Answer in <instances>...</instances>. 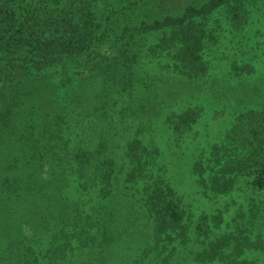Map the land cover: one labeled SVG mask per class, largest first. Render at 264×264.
Returning a JSON list of instances; mask_svg holds the SVG:
<instances>
[{
	"label": "trees",
	"instance_id": "1",
	"mask_svg": "<svg viewBox=\"0 0 264 264\" xmlns=\"http://www.w3.org/2000/svg\"><path fill=\"white\" fill-rule=\"evenodd\" d=\"M96 1L0 0V227L26 223L31 233L7 238L0 230V264H230L223 239H209L222 222L220 211L193 215L192 200L164 170L154 169L155 148L139 139L116 141L125 132L126 112L135 127L143 123L141 114L153 111L169 113L172 131L194 123L200 110L192 111L191 101L173 110L192 98L188 88L157 93L133 83L136 53L128 42L99 72L92 73L97 64L88 61L87 76H66L48 90L27 86L29 74L102 43ZM244 1L208 0L177 16L140 22L136 35H155L170 70L198 84L211 77L200 53L207 17ZM243 115L235 119L254 122L250 148L239 149V139L232 148L222 141L211 146L193 165L197 196L213 200L239 185L264 191V111Z\"/></svg>",
	"mask_w": 264,
	"mask_h": 264
},
{
	"label": "rangeland",
	"instance_id": "2",
	"mask_svg": "<svg viewBox=\"0 0 264 264\" xmlns=\"http://www.w3.org/2000/svg\"><path fill=\"white\" fill-rule=\"evenodd\" d=\"M207 1L97 0V16L101 20V28L105 29L102 43H94L83 55L66 57L60 66L35 74L29 72L27 86H41L40 89L48 90L54 84L64 82L66 76H87L91 63L97 64L95 70L91 68L92 73L99 72L105 67L103 61H113L118 57L124 42L132 43L131 49L134 48L136 53L135 63L129 71L134 74L132 82L149 84L157 93L161 89L174 93L188 88L186 92L193 94V99L181 101L183 105L174 104L173 110L177 107L180 110L191 101L192 111L200 112L194 123L178 132L172 131L171 124L166 121L169 113L153 111L141 114L143 123L135 127L130 124L131 118L127 119L130 114L126 112L125 128L120 129L125 132L116 141L122 144L139 139L143 147L155 148L157 154L151 156L154 169L160 168L159 174L164 170L165 176L178 186V191L192 200L193 215L200 211L209 215L220 211L222 222L209 239H223L220 245L226 243L222 250L231 253L233 260L230 264L236 263V259L264 264V251L255 250L250 245L261 244L264 248V191L251 192L239 185L228 195L209 200L195 193L192 173L193 165L204 161L209 148L219 141L224 148H232L239 139V149L250 148L248 135L254 122L247 118L239 122L235 117L245 115L249 110L264 111V0H246L241 8L226 5L207 17L204 23L206 38L200 53L206 73L211 77L198 84L170 70L168 57L155 48V35H136L135 31L140 22H150L165 15L177 16L186 7H199ZM16 70L18 73L19 69ZM147 89L150 92L151 89ZM153 101L160 102L158 98ZM229 129L230 133L225 135ZM123 194L114 192L112 195L120 197ZM125 196H128L126 192ZM239 216H245V219ZM26 225L10 226L8 223L0 230L7 234V238L9 234L18 236L19 232L30 235ZM71 253L75 254L74 258L81 254L74 247Z\"/></svg>",
	"mask_w": 264,
	"mask_h": 264
}]
</instances>
